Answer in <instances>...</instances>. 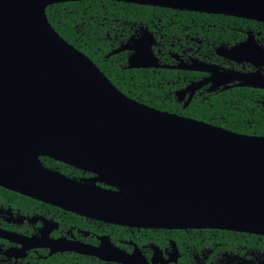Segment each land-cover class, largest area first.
Listing matches in <instances>:
<instances>
[{
	"label": "water",
	"instance_id": "95a60500",
	"mask_svg": "<svg viewBox=\"0 0 264 264\" xmlns=\"http://www.w3.org/2000/svg\"><path fill=\"white\" fill-rule=\"evenodd\" d=\"M65 1L77 0H0V185L114 223L264 235V136L125 95L49 23L46 7ZM117 1L264 21V0ZM131 41L111 53L159 66L150 35ZM39 155L119 190L51 172Z\"/></svg>",
	"mask_w": 264,
	"mask_h": 264
},
{
	"label": "flooded vegetation",
	"instance_id": "af4514ba",
	"mask_svg": "<svg viewBox=\"0 0 264 264\" xmlns=\"http://www.w3.org/2000/svg\"><path fill=\"white\" fill-rule=\"evenodd\" d=\"M206 14L222 15L216 18L220 23L194 18L186 22L181 14L166 16L167 24L161 16L144 24L129 22L128 38L117 47L150 35L159 66L141 68L170 69L169 82L180 85L173 94L183 107L196 96L234 89L264 112V21ZM126 23L120 35L127 34ZM163 36L169 38L166 50L157 39ZM121 51L127 52V62L132 50ZM164 51L168 63L161 61ZM39 160L47 170L70 180L119 190L90 171L46 155H39ZM0 264H264V235L114 223L0 185Z\"/></svg>",
	"mask_w": 264,
	"mask_h": 264
},
{
	"label": "trees",
	"instance_id": "16d2710c",
	"mask_svg": "<svg viewBox=\"0 0 264 264\" xmlns=\"http://www.w3.org/2000/svg\"><path fill=\"white\" fill-rule=\"evenodd\" d=\"M45 14L55 31L88 56L128 97L156 109L205 121L234 132L264 136V112L243 93L236 94L234 89H229L206 96L199 95L183 107L173 94V90L180 85L169 82L172 78L170 69L130 68L127 67L126 51L109 54L113 48L127 40L129 22L141 21L144 24L161 16V22L167 24L166 16L181 14L186 22L194 18L218 24L220 22L216 18L222 15L177 11L114 0L58 2L48 5ZM124 21L127 22V34L120 35V26ZM157 39L166 50L169 38L163 36ZM161 61L169 62L166 51L163 52Z\"/></svg>",
	"mask_w": 264,
	"mask_h": 264
}]
</instances>
